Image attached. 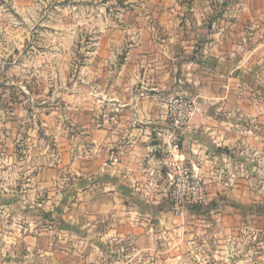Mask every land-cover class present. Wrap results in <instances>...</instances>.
Masks as SVG:
<instances>
[{
	"label": "crops",
	"instance_id": "0c3cea01",
	"mask_svg": "<svg viewBox=\"0 0 264 264\" xmlns=\"http://www.w3.org/2000/svg\"><path fill=\"white\" fill-rule=\"evenodd\" d=\"M146 8L121 74L92 87L71 145L61 143L50 162L27 155L22 181L17 157V179L0 183V264H124L131 252L147 256L150 242L171 241V160L160 148L178 95L196 113L175 159L198 170L221 208L215 237L235 243L232 219L261 203L264 0H148ZM261 216L242 221L259 227Z\"/></svg>",
	"mask_w": 264,
	"mask_h": 264
},
{
	"label": "rangeland",
	"instance_id": "374dc122",
	"mask_svg": "<svg viewBox=\"0 0 264 264\" xmlns=\"http://www.w3.org/2000/svg\"><path fill=\"white\" fill-rule=\"evenodd\" d=\"M147 1L0 0V183L11 186L17 179L12 168L17 157L22 181L27 155H49L50 162L63 149L61 143L71 145L78 132L75 121L90 115L92 89L121 74ZM235 7L226 4V15ZM191 170L205 186V202L183 215L174 211V226L165 230L171 241L150 242L147 256L131 252L124 264H264V217L261 228L242 221L262 217L264 175L255 188L261 203L245 206L248 214L237 222L232 219L239 240L224 244L215 237L224 229L218 221L221 208L211 199L203 176ZM251 250V259L233 256Z\"/></svg>",
	"mask_w": 264,
	"mask_h": 264
},
{
	"label": "built area",
	"instance_id": "2783aa9c",
	"mask_svg": "<svg viewBox=\"0 0 264 264\" xmlns=\"http://www.w3.org/2000/svg\"><path fill=\"white\" fill-rule=\"evenodd\" d=\"M196 113L195 102L183 95L173 97L169 102V129L165 134L168 144L161 146V152L167 155L171 165V175H174L173 181L170 183L171 191L169 202L172 209L177 214H185L193 208V205L204 203L206 196L205 186L201 179L194 171L184 164L178 156L181 148V135L183 130L189 125L191 119ZM112 161H119L116 155Z\"/></svg>",
	"mask_w": 264,
	"mask_h": 264
}]
</instances>
